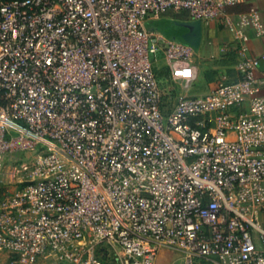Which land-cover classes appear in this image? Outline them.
<instances>
[{
    "label": "built area",
    "instance_id": "built-area-1",
    "mask_svg": "<svg viewBox=\"0 0 264 264\" xmlns=\"http://www.w3.org/2000/svg\"><path fill=\"white\" fill-rule=\"evenodd\" d=\"M237 3L0 0L1 252L156 264L167 248L182 264H264V56L191 95L195 50L148 27L187 12L242 52L264 22ZM164 68L186 90L171 107Z\"/></svg>",
    "mask_w": 264,
    "mask_h": 264
},
{
    "label": "crops",
    "instance_id": "crops-1",
    "mask_svg": "<svg viewBox=\"0 0 264 264\" xmlns=\"http://www.w3.org/2000/svg\"><path fill=\"white\" fill-rule=\"evenodd\" d=\"M237 1V5L229 8V11L237 13L255 8L261 13L264 22V0ZM148 27L168 40L189 45L195 50V82H201L206 90L224 78L231 82L236 81L235 67L244 56H264V38L252 35L251 41L239 52L230 32L221 23L203 25L200 21L192 20L187 12L170 11L158 20H150ZM257 76L264 79V61L257 71ZM181 257L178 253V257L174 258L171 264H182Z\"/></svg>",
    "mask_w": 264,
    "mask_h": 264
},
{
    "label": "rangeland",
    "instance_id": "rangeland-1",
    "mask_svg": "<svg viewBox=\"0 0 264 264\" xmlns=\"http://www.w3.org/2000/svg\"><path fill=\"white\" fill-rule=\"evenodd\" d=\"M160 66H163V64L161 63ZM162 72L163 73L161 74V79L163 81V88L165 92V102L167 106L171 107L176 101H178L183 95L186 94V90L184 88V84L181 81V79H174L168 69L164 68L162 69ZM204 91H206L205 87L202 85L201 82L196 80V82H194L190 90V94L191 95L195 93L200 94L203 93ZM14 168L15 166L11 168L12 172L15 171ZM1 178H3V182L1 183V186H3L4 188L9 190H14L17 187L15 183H11L12 179L10 176L8 177L3 175ZM15 181H18V178L13 180V182ZM177 257H178L177 252L174 253L170 249L163 248L159 253L157 264H171L172 260ZM0 264H32V263H29L19 258L9 256L7 253L0 251ZM34 264H61V263L57 262L53 258H48V259H41L40 261Z\"/></svg>",
    "mask_w": 264,
    "mask_h": 264
}]
</instances>
